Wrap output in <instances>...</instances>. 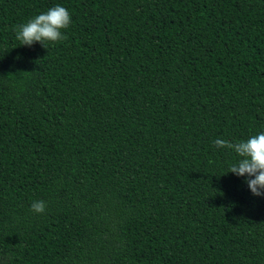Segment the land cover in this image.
Listing matches in <instances>:
<instances>
[{
	"label": "trees",
	"instance_id": "trees-1",
	"mask_svg": "<svg viewBox=\"0 0 264 264\" xmlns=\"http://www.w3.org/2000/svg\"><path fill=\"white\" fill-rule=\"evenodd\" d=\"M0 264H264V0H0Z\"/></svg>",
	"mask_w": 264,
	"mask_h": 264
}]
</instances>
